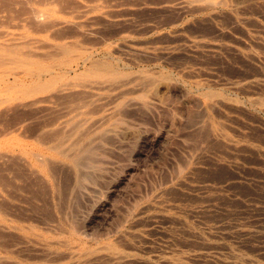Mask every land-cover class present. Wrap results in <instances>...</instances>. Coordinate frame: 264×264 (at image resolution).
<instances>
[{
	"label": "rangeland",
	"instance_id": "1",
	"mask_svg": "<svg viewBox=\"0 0 264 264\" xmlns=\"http://www.w3.org/2000/svg\"><path fill=\"white\" fill-rule=\"evenodd\" d=\"M43 1L0 0V155L43 178L0 159V264H264V0Z\"/></svg>",
	"mask_w": 264,
	"mask_h": 264
},
{
	"label": "bare ground",
	"instance_id": "2",
	"mask_svg": "<svg viewBox=\"0 0 264 264\" xmlns=\"http://www.w3.org/2000/svg\"><path fill=\"white\" fill-rule=\"evenodd\" d=\"M41 1H43V0H41ZM49 1V0H48ZM54 1H56V0H54ZM190 1V0H189ZM209 1V0H208ZM17 2V1H16ZM20 2V1H19ZM19 2H17L18 3V7H19V5H21ZM57 2V1H56ZM59 2V1H58ZM57 2V3H58ZM61 2H64V1H61ZM66 2V1H65ZM71 2H73V1H71ZM185 2V1H184ZM183 2V3H184ZM192 2V1H191ZM207 2V1H206ZM210 2V1H209ZM12 3V2H11ZM60 3V2H59ZM74 3H75V1H74ZM182 3V2H181ZM180 3V5H183V4H181ZM2 4V3H1ZM13 4H15V3H13ZM42 4V3H41ZM43 4H44V1H43ZM66 4H67V6L68 5H70V4H68L67 2H66ZM78 4V3H77ZM7 5V4H6ZM71 5H72V3H71ZM74 5V4H73ZM187 5V4H186ZM208 5V4H207ZM212 5H213V3H212ZM9 6V5H8ZM11 6V5H10ZM26 6V5H25ZM209 6V5H208ZM63 7V6H62ZM69 7V6H68ZM67 7V8H68ZM167 7V6H166ZM165 7V8H166ZM192 7H193V5H192ZM20 8V7H19ZM23 8V7H22ZM22 8H20L21 9V12H22ZM70 8H73V7H70ZM183 8V7H182ZM184 8H185V6H184ZM183 8V10H185ZM188 8V7H187ZM205 8V7H204ZM187 10V9H186ZM17 11H20V10H17ZM26 11V10H25ZM28 11V10H27ZM31 11V10H30ZM33 12H34V10H32ZM12 12V11H11ZM13 13H14V11H13ZM20 13V12H19ZM32 13V12H31ZM37 13V12H36ZM41 13H43V12H41ZM21 14V13H20ZM23 15V14H22ZM21 16V15H20ZM33 17H35V18H37L36 16H33ZM76 17V16H75ZM79 17V16H78ZM17 18H19L18 16H17ZM80 18V17H79ZM41 19H43L42 17H39V20H36L35 19V22L36 21H40ZM75 19H77V17L75 18ZM32 20H34V19H32ZM34 22V21H33ZM32 23V22H31ZM37 23V22H36ZM36 23H33V24H36ZM46 23V22H45ZM66 23V22H65ZM58 26V25H57ZM36 27H37V25H36ZM40 27H41V25H40ZM46 28V27H45ZM53 28V27H52ZM32 30H34V29H32ZM43 30H45L44 28H43ZM39 31V30H38ZM37 31V32H38ZM48 32V31H47ZM52 33V32H51ZM58 33V32H57ZM61 33V32H60ZM56 36V35H55ZM10 41V40H9ZM197 44V43H196ZM200 44V43H199ZM202 44H203V42H202ZM209 45V44H208ZM2 46V45H1ZM211 46H213V45H211ZM56 47V46H55ZM61 47V46H60ZM62 47H64V46H62ZM61 47V48H62ZM202 47V46H201ZM200 47V48H201ZM4 48H7V51H8V46H4ZM60 48V49H61ZM204 48V47H203ZM222 48H224V47H222ZM227 48V47H226ZM57 48H55V50H56ZM63 49V48H62ZM62 49H61V51H62ZM65 49H66V47H65ZM65 49H64V52H66L65 51ZM208 49V48H207ZM215 49H218V48H215ZM214 49V50H215ZM52 50V49H51ZM58 50V49H57ZM67 50V49H66ZM213 50V49H212ZM68 51V50H67ZM70 51V50H69ZM211 51V50H210ZM217 51V50H216ZM222 51V50H221ZM63 52V51H62ZM220 52V51H219ZM53 54V53H52ZM62 54V53H61ZM46 55V54H45ZM54 55V54H53ZM26 56V55H25ZM27 56H28V54H27ZM43 56V55H42ZM48 56H50L49 54H48ZM55 56H57V55H55ZM69 56H71V55H69ZM67 57V56H66ZM69 59V58H68ZM48 60V59H47ZM76 60V59H75ZM86 60V59H85ZM5 61V60H4ZM7 61V60H6ZM9 61V60H8ZM68 61V60H67ZM58 62V61H57ZM63 62V61H62ZM64 62H65V59H64ZM63 62V64H65ZM70 62V61H69ZM86 61H84V63H85ZM60 63V62H59ZM96 63V62H95ZM95 63H94V65H95ZM56 64V63H55ZM69 63H67L66 65H68ZM19 65H21V64H19ZM33 65V64H32ZM31 65V66H32ZM51 65V64H50ZM50 65H48V67L50 66ZM56 65H58V64H56ZM55 65V66H56ZM60 65V64H59ZM59 65H58V67H59ZM24 66V65H23ZM30 66V65H29ZM70 66V65H69ZM92 66H93V64H92ZM25 67V66H24ZM57 67V66H56ZM67 67V66H66ZM94 67V66H93ZM47 68V67H46ZM61 68V67H60ZM56 69V68H55ZM58 69V68H57ZM67 69V68H66ZM93 69V68H92ZM73 70V69H72ZM27 71V70H26ZM38 71V70H37ZM111 71V70H110ZM114 71V70H113ZM112 71V72H113ZM61 72V71H60ZM116 72V71H115ZM71 73V71H65L64 72V74L65 75H68V74H70ZM88 73V72H87ZM101 73V72H100ZM105 73H106V71L102 74V76L103 75H105ZM19 73H17V75H18ZM90 73H88V75H89ZM107 74H109V73H107ZM117 75H118V72L116 73ZM6 75V74H5ZM32 75V74H31ZM46 75H49L50 76V78H49V80L48 81H46V82H44L43 81V78H45L46 77ZM57 74L55 73V71H54V69H52V65L47 69V70H45L44 69V71H38V73L37 74H34V76H35V78H36V82H34L33 83V87L32 88H30V89H26L25 91H24V93H23V95H22V97L21 98H17V100L19 101L18 102V104L13 108V110H14V112H16L18 109H20V108H22V109H27V110H29L30 112L33 110V112H31L32 114L34 113V109H36V108H38V106L40 105V104H43V103H47V102H51V100H59V99H64V98H66V97H68L69 96V93H66V90H68L66 87H69V85L66 83V84H64V85H62V83H61V78H59V77H57L56 76ZM59 75V74H58ZM27 76V75H26ZM29 76V75H28ZM61 76V75H60ZM92 76H95V75H92ZM30 77V76H29ZM116 77H118V76H116ZM120 77V76H119ZM6 79H9V76H7V77H5V78H2V79H0V82H2V81H4V80H6ZM11 79H13V80H19L18 78H17V76L16 75H13L12 77H11ZM102 79V78H101ZM115 79V75H113V73H112V75H111V79L110 80H114ZM27 80V79H26ZM109 80V79H108ZM22 84L24 83V81L23 80H19ZM30 81V80H29ZM104 81H106L107 82V80H104ZM26 82V81H25ZM118 82V81H117ZM58 83L59 84H61L60 86H59V88H57V85H58ZM108 83V82H107ZM120 83V82H119ZM30 84V83H29ZM94 84V83H93ZM96 84V83H95ZM101 84V83H100ZM99 84V85H100ZM110 84V83H109ZM108 85V84H107ZM115 85V84H114ZM118 85V84H117ZM101 86V85H100ZM86 87V86H85ZM115 87V86H114ZM118 87H120L119 85H118ZM70 88H71V86H70ZM77 88V87H76ZM84 88V87H83ZM79 93V92H78ZM81 93V92H80ZM83 93V92H82ZM22 94V93H21ZM84 94V93H83ZM120 94V93H119ZM70 95H72V94H70ZM74 95H76V93H74ZM79 94H77V96H78ZM79 96H81V95H79ZM71 97V96H70ZM69 97V98H70ZM72 97H74L73 95H72ZM89 97V96H88ZM76 98V97H75ZM81 99V98H80ZM69 101V100H68ZM67 101V102H68ZM81 101V100H80ZM53 102V101H52ZM66 102V101H65ZM70 102V101H69ZM72 102V101H71ZM76 102V101H75ZM83 102V101H82ZM97 102V101H96ZM139 105V104H138ZM144 105V104H143ZM61 106H63V105H61ZM20 107V108H19ZM41 108H39L38 110H40ZM43 110V109H42ZM6 111V110H5ZM9 111V110H8ZM7 111V112H8ZM47 111V110H46ZM36 112H37V110H36ZM24 113V112H23ZM29 113V112H28ZM42 113V112H41ZM48 114V113H47ZM1 115V114H0ZM11 115V114H10ZM16 115V114H15ZM14 115V117L16 118V116ZM50 115V114H49ZM9 116V115H8ZM18 116V115H17ZM22 116V115H21ZM1 117H2V115H1ZM18 118V117H17ZM23 118H25V117H23ZM28 118L29 117H27L26 118V121L28 120ZM2 119V118H1ZM14 119V118H13ZM10 120V119H9ZM18 120H20V118H18ZM22 120V119H21ZM25 122V120H22V122ZM50 122V121H49ZM36 123V122H35ZM38 123V122H37ZM36 123V124H37ZM51 123V122H50ZM1 124V123H0ZM39 124V123H38ZM12 125V124H11ZM14 125V124H13ZM16 125V124H15ZM29 126V125H28ZM37 126V125H36ZM34 127V126H33ZM44 127V126H43ZM45 128V127H44ZM28 129V128H27ZM32 131V130H31ZM31 131H29V132H31ZM40 131H42V130H40ZM43 131H45V130H43ZM60 131H62V130H60ZM59 131V132H60ZM26 131H24L23 133H25ZM56 132V131H55ZM59 132L57 131V134L55 133L54 135H58L59 134ZM39 133V132H38ZM54 133V132H53ZM48 134V133H47ZM40 135V134H39ZM38 135V136H39ZM45 136H47V135H45ZM47 139H49L50 140V138H49V136H48V138ZM12 141V140H11ZM15 141V140H14ZM46 141V140H45ZM105 141V140H104ZM15 143V142H14ZM41 143V142H40ZM16 144V143H15ZM76 145V144H75ZM74 145V146H75ZM7 146V145H6ZM56 146V145H55ZM64 146V145H63ZM24 148H26V147H24ZM52 148V147H51ZM2 149V148H1ZM51 151V150H50ZM56 151V150H55ZM65 151V150H64ZM83 151V150H82ZM66 152V151H65ZM73 153H75V152H73ZM77 153H80L79 151L77 152ZM61 154H63V153H61ZM81 154V153H80ZM72 155V154H71ZM70 155V156H71ZM78 155L79 154H77V156H76V154L74 155V157H72V163L74 164V166L78 169V167L80 166V158L78 157ZM62 156H65V155H62ZM5 158V160H12V161H15L16 163H18L19 164V166L21 165L22 167H24L25 168V170L27 171V173H28V175L29 176H31L33 179H36L38 182L40 181V182H43V178L41 177V175L38 173V171H35V170H32V169H28V168H26L25 166H26V161H25V159L23 158V157H7V156H4V155H0V159H4ZM5 160L3 161V162H5ZM42 160V159H41ZM38 161V160H37ZM47 161V160H46ZM82 161V160H81ZM39 162V161H38ZM42 162V161H41ZM50 162V161H49ZM43 163V162H42ZM53 163V162H52ZM5 164H6V162H5ZM47 165H49L48 163H47ZM58 165V164H57ZM13 166V165H12ZM54 166V165H53ZM7 167L9 168V166L7 165ZM13 167H15V166H13ZM11 168V167H10ZM9 168V169H10ZM61 168V167H60ZM66 168V167H65ZM1 171H5V170H3V169H0ZM11 170V169H10ZM14 170H16V169H13V171ZM79 170V169H78ZM92 170V169H91ZM12 171V170H11ZM20 171H21V169H20ZM19 171V172H20ZM49 171H51V170H49ZM55 171V170H54ZM80 171V170H79ZM23 172V171H22ZM52 172V171H51ZM13 175H15V174H13ZM18 175V174H17ZM22 175H24V174H22ZM21 175V176H22ZM27 175V176H28ZM82 175H79V177H81ZM2 177H3V175H2ZM2 177H0L1 179L0 180H2V181H0V182H3V180L4 181H7V179L5 180L4 178H2ZM5 177V176H4ZM12 177V176H11ZM18 177V176H17ZM17 177L15 176L14 178H16L17 179ZM54 177V176H53ZM8 178V177H7ZM51 178V177H50ZM9 181V180H8ZM8 181H7V183H8ZM18 181V180H17ZM79 181V180H78ZM11 182V181H10ZM9 182V183H10ZM33 182V181H32ZM4 183H6V182H4ZM49 183V182H48ZM13 184V183H12ZM15 184V183H14ZM79 184V183H78ZM82 185V184H81ZM79 186V185H78ZM56 187V186H55ZM80 187V186H79ZM4 188H6V187H4ZM3 188V191L5 190ZM25 188V187H24ZM47 188V187H46ZM50 188V187H49ZM6 191V190H5ZM6 195L8 194V193H6V192H4ZM8 195H10V194H8ZM67 195V194H66ZM1 198V197H0ZM9 198V197H8ZM5 200V199H4ZM46 203V202H45ZM1 204V203H0ZM6 207L8 206V205H5ZM5 207V208H6ZM14 208V207H13ZM0 210H4L3 209V206L1 207V209ZM7 210H9V209H7ZM18 210V209H17ZM10 211V210H9ZM3 217V216H2ZM1 220H3V219H1ZM30 221V220H29ZM7 222V221H6ZM10 222V221H9ZM13 221H11V223H12ZM14 223H16V222H14ZM11 225V224H10ZM13 226V225H12ZM11 226V227H12ZM17 227H15V229H16ZM5 229V228H4ZM5 231H7V230H5ZM0 232H2V231H0ZM8 232V231H7ZM9 232H10V230H9ZM6 235V234H5ZM1 236V235H0ZM14 236H15V234H14ZM16 237V236H15ZM23 237V236H22ZM14 238V237H13ZM19 239V238H18ZM15 240V239H14ZM17 241H19V240H17ZM21 242H23V240L21 241ZM24 243V242H23ZM18 244H20V243H18ZM14 245V244H13ZM5 247V246H4ZM11 247V246H10ZM6 248V247H5ZM31 249V248H30ZM26 250V249H25ZM24 249H23V251H25ZM31 251V250H30ZM32 252V251H31ZM47 253V252H46ZM14 254V253H13ZM49 254V253H48ZM54 255V254H53ZM56 255V254H55ZM109 256V255H108ZM47 257V256H46ZM3 259V258H2ZM123 261V260H122ZM1 262V261H0ZM11 262V261H10ZM140 263V262H139ZM14 264V263H13ZM16 264V263H15Z\"/></svg>",
	"mask_w": 264,
	"mask_h": 264
}]
</instances>
